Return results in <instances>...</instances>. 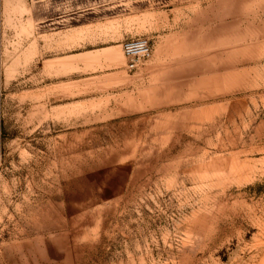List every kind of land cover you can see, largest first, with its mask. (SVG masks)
<instances>
[{"label": "rangeland", "instance_id": "rangeland-1", "mask_svg": "<svg viewBox=\"0 0 264 264\" xmlns=\"http://www.w3.org/2000/svg\"><path fill=\"white\" fill-rule=\"evenodd\" d=\"M0 264H264V0H0Z\"/></svg>", "mask_w": 264, "mask_h": 264}, {"label": "built area", "instance_id": "built-area-1", "mask_svg": "<svg viewBox=\"0 0 264 264\" xmlns=\"http://www.w3.org/2000/svg\"><path fill=\"white\" fill-rule=\"evenodd\" d=\"M122 51L127 60V69L134 70L139 63L149 57V47L145 40H129L122 44Z\"/></svg>", "mask_w": 264, "mask_h": 264}]
</instances>
